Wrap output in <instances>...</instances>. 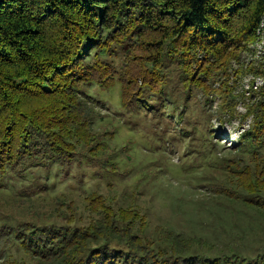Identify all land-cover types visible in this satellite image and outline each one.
Here are the masks:
<instances>
[{"label":"trees","instance_id":"trees-1","mask_svg":"<svg viewBox=\"0 0 264 264\" xmlns=\"http://www.w3.org/2000/svg\"><path fill=\"white\" fill-rule=\"evenodd\" d=\"M263 23L264 0H0V176L63 165L78 147H85L88 164L98 171L117 174L109 146L115 129L107 126L109 135L103 136L96 132L106 127L99 125L97 102L84 89L94 85L110 94L120 87L121 112L166 117L161 107H170L168 100L175 105L186 101L201 112L198 98L210 99L214 83L219 93L227 88L231 64L246 66L254 54L249 47L264 37ZM263 67L261 59L249 62L248 75L263 85L253 88L250 81L236 103L222 102L214 118L221 125L230 123L241 101L240 124L250 119L233 148L223 146L221 152L230 158L217 162L231 177L224 183L229 187L215 192L224 201L243 200L242 188L251 195L264 188ZM193 126L213 137L206 125ZM205 145L212 152L217 147L209 140ZM109 203L93 194L85 198L83 210L66 204L59 214L64 224L8 220L14 226L6 228L2 222L0 261L264 264V256L238 261L190 255L192 240L165 227H156L148 238L147 221L132 207ZM87 214L94 222L85 226Z\"/></svg>","mask_w":264,"mask_h":264},{"label":"rangeland","instance_id":"rangeland-1","mask_svg":"<svg viewBox=\"0 0 264 264\" xmlns=\"http://www.w3.org/2000/svg\"><path fill=\"white\" fill-rule=\"evenodd\" d=\"M249 49L254 54L244 56L247 57L245 67L238 69L239 66L231 64L226 89L219 93L220 85L214 83L216 91L210 99L198 98L201 112H195L186 101L175 105L170 100L167 101L170 107H161V112H167L166 117L121 112L120 87L115 86L110 94L94 85L86 87L84 91L92 97L90 101L97 102L99 125L106 127H97L96 132L103 136L109 135V128L115 129L114 141H109V146L118 173L98 171L88 164L83 154L85 147H78V153L63 165L33 167L24 173L0 176L3 184L0 219L4 217L0 225L8 220L15 225L44 222V219L64 224L59 221V214L66 204L83 210L85 198L95 194L113 207H132L138 217L147 221L144 233L148 238L153 236L156 227H165L192 240L190 255L228 256L238 261H255L264 256V188L259 189L262 191L259 195L248 194L242 188L239 194L243 200L235 202L214 197L222 186L229 187L224 183L231 178L217 163L230 158L226 151L221 152L222 148H233L240 132L250 125V119L240 124L239 116L244 114L241 101L236 104V115L230 123L221 125L214 118L222 102L236 103L240 94L249 88L250 81L253 88L263 85L261 79L249 76L246 70L250 61L261 59L264 64V37H259ZM227 117L225 113L224 118ZM196 124L206 125L213 137L205 136L200 126H193ZM207 140L217 146L216 150L212 152L205 145ZM192 148L199 153H192ZM90 215L85 216V226L94 222ZM12 223L4 227L14 226ZM135 224L138 223H130ZM3 251L0 243V258Z\"/></svg>","mask_w":264,"mask_h":264},{"label":"bare ground","instance_id":"bare-ground-1","mask_svg":"<svg viewBox=\"0 0 264 264\" xmlns=\"http://www.w3.org/2000/svg\"><path fill=\"white\" fill-rule=\"evenodd\" d=\"M264 24V23H263ZM264 30V29H263ZM260 32V31H259Z\"/></svg>","mask_w":264,"mask_h":264}]
</instances>
